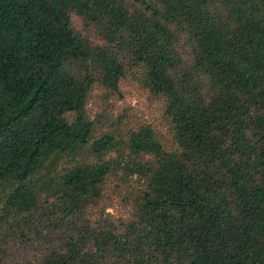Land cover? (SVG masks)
Masks as SVG:
<instances>
[{"label": "trees", "instance_id": "trees-1", "mask_svg": "<svg viewBox=\"0 0 264 264\" xmlns=\"http://www.w3.org/2000/svg\"><path fill=\"white\" fill-rule=\"evenodd\" d=\"M127 69L169 139L88 115ZM10 240L44 246L24 264H264V0H0V264Z\"/></svg>", "mask_w": 264, "mask_h": 264}, {"label": "rangeland", "instance_id": "rangeland-1", "mask_svg": "<svg viewBox=\"0 0 264 264\" xmlns=\"http://www.w3.org/2000/svg\"><path fill=\"white\" fill-rule=\"evenodd\" d=\"M72 25L92 44L102 43L93 33L92 28L80 18L73 17ZM183 56L187 57V54L184 53ZM162 107L163 100L151 96L138 83L135 74L127 69L124 77L120 79L118 92L114 95L105 93L100 87L93 88L88 98L86 111L90 117L95 115L99 117L98 124L102 128L109 127L116 132H121L132 127L131 122L140 120L151 123L166 139H169ZM117 115H122V122L118 124L114 121ZM105 209L116 219L121 220L126 217L127 209L119 198H112L105 205ZM3 249L5 255L2 264H24L27 260L40 258L44 252L43 245L23 246L16 240L8 241Z\"/></svg>", "mask_w": 264, "mask_h": 264}]
</instances>
